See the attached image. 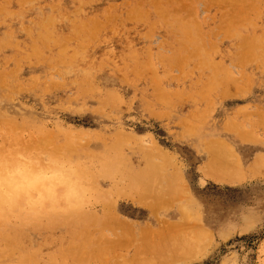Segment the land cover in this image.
<instances>
[{
  "label": "rangeland",
  "instance_id": "obj_1",
  "mask_svg": "<svg viewBox=\"0 0 264 264\" xmlns=\"http://www.w3.org/2000/svg\"><path fill=\"white\" fill-rule=\"evenodd\" d=\"M154 1L0 0V151L29 162L32 188H38L35 181H50L40 183L38 191L25 187L33 191L25 190L32 199L11 209L13 215L0 217V246L4 238L10 240L12 249L26 255L24 264H128L127 253L135 249L145 260L141 256L134 264H264V0H240L242 8L234 5L236 0L231 7L230 0ZM174 7L183 8L180 16ZM189 9L195 14H186ZM242 45H249L250 53ZM211 155L222 156L224 168L243 180L223 184L205 176L213 169L207 164ZM254 159L259 160L252 169ZM103 192L108 197L100 198ZM151 200H159L161 208L152 210ZM113 215L120 226L133 229V242L116 245L118 222L114 230L99 226L101 217ZM143 228L162 232L143 237ZM157 232L166 234L156 238ZM145 237L160 244H147ZM147 245L151 249H141Z\"/></svg>",
  "mask_w": 264,
  "mask_h": 264
},
{
  "label": "bare ground",
  "instance_id": "obj_2",
  "mask_svg": "<svg viewBox=\"0 0 264 264\" xmlns=\"http://www.w3.org/2000/svg\"><path fill=\"white\" fill-rule=\"evenodd\" d=\"M9 1V0H8ZM16 1V0H15ZM25 1V0H24ZM31 1V0H30ZM52 1V0H51ZM60 1V0H59ZM214 1H216V0H214ZM219 1V0H218ZM226 1V0H225ZM233 1H235V0H233ZM243 1V0H242ZM249 1V0H248ZM253 1V0H252ZM255 1V0H254ZM261 1V0H260ZM260 1H258V2H260ZM79 2V1H78ZM155 3H156V0L154 1ZM158 2V1H157ZM240 2V0H236L235 1V3H234V5H236L237 7L239 6V7H241L242 8V6L244 7V2H242V6H240V5H238L237 3H239ZM262 2V1H261ZM56 3V2H55ZM74 3V2H73ZM94 3V2H93ZM97 3V2H96ZM160 3V2H159ZM198 3V2H197ZM220 3V2H219ZM9 4V3H8ZM11 4V3H10ZM18 4V3H17ZM53 4V3H52ZM56 4H58V3H56ZM56 4H54V5H56ZM162 4V3H161ZM185 4L187 5L188 3H186L185 2ZM184 4V7L186 8V5ZM190 4V3H189ZM195 4V3H194ZM231 4V0H230V3H229V5ZM247 4V3H246ZM249 4H251V1H250V3ZM253 4V3H252ZM259 4V3H258ZM24 5V4H23ZM54 5H52V6H54ZM155 5V4H154ZM198 5V4H197ZM233 5V3L230 5V7ZM20 6V5H19ZM42 6V5H41ZM78 6V5H77ZM133 6V5H132ZM136 6V5H135ZM163 6H165V5H163ZM180 6H182V5H180ZM190 6H191V4H190ZM222 6V5H221ZM235 6V7H236ZM248 6H251V5H248ZM248 6H246L245 5V7H247V8H249ZM258 6V5H257ZM7 7V6H6ZM154 7V6H153ZM156 7V6H155ZM183 7V6H182ZM183 7V8H184ZM234 7V6H233ZM238 7V8H239ZM80 8V7H79ZM79 8H77V9H79ZM82 8V7H81ZM182 8V9H183ZM184 8V9H185ZM191 8V7H190ZM193 8H195V6L193 7ZM192 8V9H193ZM238 8H237V12H239L238 11ZM247 8L245 9V10H247ZM256 8V7H255ZM258 8V7H257ZM259 8H261V7H259ZM31 9H33V7L31 8ZM48 9H50V8H48ZM52 9V8H51ZM55 9V8H54ZM73 9V8H72ZM104 9V8H103ZM143 9V8H142ZM155 10H156V8H154ZM180 10H182L181 8H179ZM179 9H177L176 10V7H174V11H178V12H175V13H179L180 11H179ZM197 9V8H196ZM234 9V8H233ZM236 9V8H235ZM252 9H253V6H252ZM252 9L250 10L249 9V11H252ZM262 9V8H261ZM3 10V9H2ZM40 10V9H39ZM74 10V9H73ZM141 10V9H140ZM152 10V9H151ZM195 10V9H194ZM240 10V9H239ZM242 10H244V8L242 9ZM7 11H9V10H7ZM41 11V10H40ZM48 11V10H47ZM72 11V10H71ZM70 11V12H71ZM78 11V10H77ZM130 11H132V10H130ZM164 11V10H163ZM169 11V10H168ZM187 11H190V9L189 10H187ZM185 12L186 14L187 13H189L188 15L189 16H191L192 14H195V13H192V10L190 11V12ZM216 11V10H215ZM234 11V10H233ZM236 11H234V12H236ZM254 11V10H253ZM255 11H256V9H255ZM170 12V11H169ZM194 12V11H193ZM241 13L243 12V11H240ZM239 12V13H240ZM12 13V12H11ZM15 13V12H14ZM21 13V12H20ZM40 13V12H39ZM58 13V12H57ZM74 13V12H73ZM159 13H161V12H159ZM173 13V12H172ZM175 13H173V14H175ZM248 13H250V12H248ZM247 13V14H248ZM259 13V12H258ZM47 14V13H46ZM45 14V15H46ZM52 14H54V13H52ZM77 14V13H76ZM147 14H148V12H147ZM156 14V13H155ZM246 14V11H245V13L244 14H242L243 16ZM9 15V14H8ZM22 15V14H21ZM34 14H32V16H33ZM41 15H43V13L41 14ZM44 15V16H45ZM64 15V14H63ZM136 15V14H135ZM159 15V14H158ZM179 15V14H178ZM232 15V14H231ZM231 15H229V19H231V18H233ZM236 15H238V16H240V14H237V13H235V17H236ZM241 15V17L239 18V20H241L242 21V19H243V16ZM254 15V14H253ZM39 16V15H38ZM90 16V15H89ZM180 16V15H179ZM185 16V15H184ZM187 16V15H186ZM194 16V15H193ZM196 16V15H195ZM194 16V17H195ZM231 16V17H230ZM246 16V15H245ZM248 16V15H247ZM247 16H246V19H247ZM21 17V16H20ZM53 17V16H52ZM64 17V16H63ZM65 17H67V16H65ZM69 17V16H68ZM80 17V16H79ZM129 17V16H128ZM127 17V18H128ZM141 17V16H140ZM153 17V16H152ZM188 17V16H187ZM37 18V17H36ZM45 18V17H44ZM54 18V17H53ZM59 18V17H58ZM62 18V17H61ZM73 18V17H72ZM76 18V17H75ZM133 18V17H132ZM157 18V17H156ZM156 18H155V20H156ZM160 18H161V16H160ZM197 18V17H196ZM6 19V18H5ZM78 19V18H77ZM166 19H170V18H166ZM173 19V18H172ZM174 19H175V17H174ZM236 19V18H235ZM251 19V18H250ZM42 20H44L45 21V19H42ZM48 20H49V18H48ZM72 20V19H71ZM83 20V19H82ZM148 20V19H147ZM194 20V19H193ZM228 20V19H227ZM257 20V19H256ZM55 21H57V20H55ZM65 21V20H64ZM70 21V20H69ZM75 21V20H74ZM87 21V20H86ZM124 21H125V19H124ZM128 21H129V19H128ZM130 21H132V20H130ZM174 21V20H173ZM243 21H245V20H243ZM34 22H37V21H35L34 20ZM61 22V21H60ZM59 22V23H60ZM147 22V21H146ZM164 22V21H163ZM233 23L235 22L236 23V21H232ZM231 22V20L229 21V24L230 23H232ZM238 22H240V21H238ZM5 23V22H4ZM17 23V22H16ZM38 23H40V22H38ZM52 23V22H51ZM55 23V22H54ZM54 23H53V25H54ZM58 23V22H57ZM83 23V22H82ZM102 23V22H101ZM168 23V22H167ZM181 23V22H180ZM190 23V22H189ZM198 23V22H197ZM223 23H224V21H223ZM222 23V24H223ZM226 23V22H225ZM6 24V23H5ZM4 24V25H5ZM8 24H11V23H8ZM19 24V23H18ZM36 24V23H35ZM163 24V23H162ZM187 24V23H186ZM52 25V26H53ZM80 25V24H79ZM145 25V24H144ZM167 25V24H166ZM183 25H184V23H183ZM197 25V24H196ZM221 25V24H220ZM10 26V25H9ZM17 26V25H16ZM40 26V25H39ZM50 26V25H49ZM85 26V25H84ZM96 26H98V25H96ZM226 27L228 26L227 24L225 25ZM225 26H224V28H225ZM41 27V26H40ZM39 27V28H40ZM87 27V26H86ZM151 27V26H150ZM167 27V26H166ZM9 28V27H8ZM14 28V27H13ZM21 28H24V27H21ZM96 28V27H95ZM100 28V27H99ZM230 28V30H232L231 29V26L229 27ZM11 29H12V27H11ZM18 29V28H17ZM103 29V28H102ZM177 29V28H176ZM179 29V28H178ZM195 29V28H194ZM9 30V29H8ZM21 30V29H20ZM32 30V29H31ZM30 30V31H31ZM79 30H80V28H79ZM85 30V29H84ZM90 30V29H89ZM96 30V29H95ZM152 30H153V27H152ZM219 31H220V29H218ZM25 31V30H24ZM23 31V32H24ZM36 31V30H35ZM34 31V32H35ZM53 31V30H52ZM92 31V30H91ZM97 31V30H96ZM149 31H150V29H149ZM9 32V31H8ZM22 32V31H21ZM40 32H42V31H40ZM46 32V31H45ZM74 32V31H73ZM83 32V31H82ZM122 32V31H121ZM185 32V31H184ZM188 32V31H187ZM193 32V31H192ZM251 32V31H250ZM7 33V32H6ZM37 33V32H36ZM76 33V32H75ZM74 33V34H75ZM102 33H103V31H102ZM217 33V32H216ZM216 33H214V34H216ZM219 33V32H218ZM2 34H3V32H2ZM1 34V35H2ZM9 35H10V33H8ZM23 34V33H22ZM73 34V33H72ZM91 34V33H90ZM253 34H255V33H253ZM88 35V34H87ZM93 35V34H92ZM98 35V34H97ZM125 35V34H124ZM7 36V35H6ZM36 36V35H35ZM46 36V35H45ZM50 36H51V34H50ZM55 36V35H54ZM70 36V35H69ZM89 36V35H88ZM100 36V35H99ZM119 36V35H118ZM187 36H189V35H187ZM186 36V37H187ZM199 36H201V35H199ZM247 36V35H246ZM2 37V36H1ZM5 37V36H4ZM3 37V38H4ZM10 37V36H9ZM29 37V36H28ZM193 37V36H192ZM240 37H242L241 35H240ZM250 37V36H249ZM13 38V37H12ZM25 38V37H24ZM55 38V37H54ZM106 38V37H105ZM201 38H202V36H201ZM245 38V37H244ZM243 38V39H244ZM251 38H252V36H251ZM253 38H254V35H253ZM33 39V38H32ZM38 39V38H37ZM40 39V38H39ZM43 39V38H42ZM46 39V38H45ZM51 39V38H50ZM98 39H99V37H98ZM247 39V38H246ZM1 40V39H0ZM6 40L8 41L9 39H7L6 38ZM11 40V39H10ZM36 40V39H35ZM107 40V39H106ZM185 40H187V39H185ZM189 40V39H188ZM197 40V39H196ZM19 41V40H18ZM94 41V40H93ZM204 41V40H203ZM240 41H242V40H240ZM248 41V40H247ZM247 41H243L244 42V44L247 42ZM250 41V40H249ZM4 42V41H3ZM16 42V41H15ZM34 42V41H33ZM40 42V41H39ZM44 42V41H43ZM53 42V40L51 39V43ZM65 42H67V41H65ZM80 42V41H79ZM78 42V43H79ZM102 42V41H101ZM185 42H189V41H185ZM208 42V41H207ZM71 43V42H70ZM181 43V42H180ZM195 43V42H194ZM247 43H249V42H247ZM0 44H1V42H0ZM10 44H11V42H10ZM16 44V43H15ZM30 44V43H29ZM41 44V43H40ZM92 44H93V42H92ZM190 44V43H189ZM192 44V43H191ZM2 45H3V43H2ZM78 45V44H77ZM76 45V46H77ZM128 45V44H127ZM203 45V44H202ZM205 45V44H204ZM4 46H7V45H4ZM3 46V47H4ZM13 46V45H12ZM25 46V45H24ZM39 46V45H38ZM40 46H42V45H40ZM87 46V45H86ZM89 46V45H88ZM96 46V45H95ZM244 45H242V48L244 49V47H245V49H244V53L247 55V50L246 49H248V47H249V45H248V47H246V45L243 47ZM252 46V45H251ZM251 46H250V48H251ZM16 47V46H15ZM20 47V46H19ZM63 47H65V46H63ZM84 47V46H83ZM92 47V46H91ZM189 47V46H188ZM260 47V46H259ZM22 48V47H21ZM30 48V47H29ZM126 48H128V47H126ZM192 48V47H191ZM4 49V48H3ZM7 49V48H6ZM11 49V48H10ZM16 49V48H15ZM18 49V48H17ZM74 49V48H73ZM85 49V48H84ZM89 49V48H88ZM94 49V48H93ZM92 49V50H93ZM195 49V48H194ZM260 49V48H259ZM12 50V49H11ZM111 50V49H110ZM245 50H246V52H245ZM27 51V50H26ZM106 51V50H105ZM130 51V50H129ZM128 51V52H129ZM23 52V51H22ZM25 52V51H24ZM31 52V51H30ZM60 52V51H59ZM109 52V51H108ZM107 52V53H108ZM127 52V51H126ZM181 52V51H180ZM183 52H185V51H183ZM262 52V51H261ZM261 52H259V53H261ZM14 53V52H13ZM33 53V52H32ZM65 53V52H64ZM190 53V52H189ZM201 53V52H200ZM248 53H250L249 52V49H248ZM57 55L59 54V53H56ZM55 54V55H56ZM61 54V53H60ZM78 54V53H77ZM80 54V53H79ZM133 54V53H132ZM181 54V53H180ZM245 54H241V55H243V57H245L244 55ZM262 54V53H261ZM4 55V54H3ZM12 55V54H11ZM10 55V56H11ZM65 55V54H64ZM124 55H126V54H124ZM130 55V54H129ZM176 55V54H175ZM223 55V54H222ZM251 55V54H250ZM5 56H6V54H5ZM9 56V57H10ZM27 55H25V56H23V57H26ZM33 56H34V54H33ZM59 56H61V55H59ZM63 56V55H62ZM127 56V55H126ZM132 56V55H131ZM205 56V55H204ZM260 56V55H259ZM12 57H14V56H12ZM38 57V56H37ZM140 57V56H139ZM187 56L185 55V58H186ZM224 57V56H223ZM227 57V56H226ZM252 57V56H251ZM4 58V57H3ZM8 58V57H7ZM21 58V57H20ZM29 58V57H28ZM32 58H34L35 59V57H32ZM40 58V57H39ZM43 58H45V57H43ZM49 58V57H48ZM84 58V57H83ZM91 58V57H90ZM103 58V57H102ZM109 58H111V57H109ZM131 58V57H130ZM172 58V57H171ZM174 58V57H173ZM183 58V57H182ZM221 58V57H220ZM25 59V58H24ZM23 59V60H24ZM56 59V58H55ZM74 59V58H73ZM73 59H71V60H73ZM85 59V58H84ZM87 59V58H86ZM108 59V58H107ZM127 59V58H126ZM141 59V58H140ZM179 59V58H178ZM187 59V58H186ZM234 59V58H233ZM248 59V58H247ZM257 59V58H256ZM1 60H2V58H1ZM21 60V59H20ZM28 60V59H27ZM30 60V59H29ZM38 60V59H37ZM62 60V59H61ZM133 60V59H132ZM183 60V59H182ZM240 60V59H239ZM263 60H264V58H263ZM6 61V60H5ZM4 61V62H5ZM10 61V60H9ZM8 61V62H9ZM12 61V60H11ZM42 61V60H41ZM46 61V60H45ZM74 61V60H73ZM90 61V60H89ZM93 61V60H92ZM125 61V60H124ZM171 61V60H170ZM174 61V60H173ZM242 61V60H241ZM259 61H261V60H259ZM2 62V61H1ZM33 62V61H32ZM40 62V61H39ZM47 62V61H46ZM45 62V63H46ZM53 62H54V60H53ZM60 62V61H59ZM63 62V61H62ZM72 62V61H71ZM77 62H78V60H77ZM80 62H82V60L80 61ZM105 62V61H104ZM176 62V61H175ZM178 62H179V60H178ZM183 62V61H182ZM238 62H240V61H238ZM243 62V61H242ZM68 63V62H67ZM70 63V62H69ZM74 63V62H73ZM84 63V62H83ZM135 63H137V62H135ZM138 63H139V61H138ZM141 63H143L142 61H141ZM145 63V62H144ZM179 63H181V62H179ZM39 64V63H38ZM44 64V63H43ZM61 65H62V63H60ZM170 64V63H169ZM168 64V65H169ZM33 65V64H32ZM40 65V64H39ZM88 65V64H87ZM167 65V66H168ZM220 65H222V64H220ZM15 66V65H14ZM13 66V67H14ZM40 66H42V65H40ZM53 66V65H52ZM69 67H70V65H68ZM86 66V65H85ZM123 66V65H122ZM138 66V65H137ZM20 67H22V66H20ZM33 67V66H32ZM48 67V66H47ZM66 67H67V64H66ZM82 67V66H81ZM94 67V66H93ZM166 67V66H165ZM169 67V66H168ZM221 67V66H220ZM224 67H225V65H224ZM18 68V67H17ZM128 68V67H127ZM230 68V67H229ZM23 69V68H22ZM43 69V68H42ZM166 69H168V68H166ZM165 69V70H166ZM220 69V68H219ZM258 69V68H257ZM95 70V69H94ZM246 70V69H245ZM24 71V70H23ZM74 71H75V69H74ZM127 71V70H126ZM158 71V70H157ZM226 71H228V70H226ZM225 71V72H226ZM251 71V70H250ZM44 72V71H43ZM68 72V71H67ZM94 72V71H93ZM156 72V71H155ZM155 72H154V70H153V73L155 74ZM168 72V71H167ZM230 72V71H229ZM245 72V71H244ZM33 73V72H32ZM36 73V72H35ZM71 73V72H70ZM121 73V72H120ZM132 73V72H131ZM131 73H130V75H131ZM162 73V72H161ZM255 73V72H254ZM41 74H43V73H41ZM73 74V73H72ZM153 74V75H154ZM158 74V73H157ZM164 74V73H163ZM225 74H229V73H225ZM18 75V74H17ZM71 75V74H70ZM96 75V74H95ZM81 76V75H80ZM80 76L78 77V78H80ZM123 76H125V74L123 75ZM227 76V75H226ZM231 76V75H230ZM245 76V75H244ZM249 76V75H248ZM21 77H22V75H21ZM46 77V76H45ZM65 77V76H64ZM76 77V76H75ZM126 77V76H125ZM161 77V76H160ZM241 77L242 76H240V80H241ZM255 77V76H254ZM28 78V77H27ZM35 78H36V76H35ZM66 78V77H65ZM227 78H228V76H227ZM248 78V77H247ZM14 79H16V78H14ZM220 79V78H219ZM224 79V77L222 78V80ZM236 79L237 78H235V80H233L232 78H228V80H232V81H236ZM261 79V78H260ZM18 80H20V79H18ZM25 80H26V77H25ZM227 80V79H226ZM226 80H225V82H226ZM227 80V81H228ZM248 80V79H247ZM246 80V81H247ZM23 81H24V79H23ZM22 81V82H23ZM29 81V80H28ZM52 81V80H51ZM93 81V80H92ZM219 81V80H218ZM68 82V81H67ZM73 82V81H72ZM96 82V81H95ZM98 82V81H97ZM155 82V81H154ZM225 82H223V83H225ZM230 83H231V85L234 83V82H231V81H229ZM237 82V81H236ZM158 83H159V81H158ZM221 83V82H220ZM241 83H243V82H241ZM248 83V82H247ZM228 84V83H227ZM244 84V83H243ZM249 84V83H248ZM221 85V84H220ZM223 85V84H222ZM235 85H237L236 83H235ZM247 85V84H246ZM69 86H70V84H69ZM218 86H219V84H218ZM227 86H229V85H227ZM226 86V87H227ZM234 86V85H233ZM245 86V85H244ZM248 86V85H247ZM33 87V86H32ZM236 89L234 90V88H233V90L234 91H237L238 92V94H241V93H239V91L241 92V88H237L236 86H234ZM18 88V87H17ZM57 88V87H56ZM93 88V87H92ZM225 88V87H224ZM227 88H229V87H227ZM242 88H243V86H242ZM239 89V90H238ZM245 89V88H244ZM243 89V90H244ZM18 90V89H17ZM22 90V89H21ZM156 90H157V88H156ZM230 89H228V91H229ZM242 90V91H243ZM19 91V90H18ZM17 91V92H18ZM29 91V90H28ZM85 91V90H84ZM159 91V90H158ZM161 91V90H160ZM217 91V90H216ZM245 91V90H244ZM11 92H12V90H11ZM25 92V91H24ZM83 92V91H82ZM218 92H219V90H218ZM236 92V93H237ZM249 92V91H248ZM23 93V92H22ZM29 93V92H28ZM90 93V92H89ZM102 93V92H101ZM230 93V92H229ZM228 93V94H229ZM232 93V92H231ZM220 94H224L223 92H220ZM219 94V95H220ZM233 94V93H232ZM235 94V93H234ZM82 95V94H81ZM195 95H197V94H195ZM221 95V96H222ZM236 95V94H235ZM93 96V95H92ZM96 96V95H95ZM227 96V95H226ZM231 96V95H230ZM233 96V95H232ZM16 97V96H15ZM18 97V96H17ZM41 97H43V96H41ZM13 100V99H12ZM42 100V99H41ZM16 101V100H15ZM23 102V101H22ZM101 104V103H100ZM26 105V104H25ZM121 105V104H120ZM22 106V105H21ZM32 107V106H31ZM245 107V106H244ZM16 108V107H15ZM46 108V107H45ZM238 108V107H237ZM18 109V108H17ZM261 110H263V109H261ZM241 112V111H240ZM242 113V112H241ZM257 113V116H258V112H256ZM9 114V113H8ZM11 114V113H10ZM251 114V113H250ZM253 114V113H252ZM40 115V114H39ZM36 116V115H35ZM15 117H16V115H15ZM18 117V116H17ZM24 118V117H23ZM26 118V117H25ZM29 118V117H28ZM40 117H38V119H39ZM257 118H259V116L257 117ZM260 118H261V115H260ZM27 119V118H26ZM262 119H264V117H262ZM33 120V119H32ZM43 120V119H42ZM29 121V120H28ZM31 121V120H30ZM27 122V121H26ZM32 122V121H31ZM234 122V121H233ZM253 122V121H252ZM24 123V122H23ZM29 123V122H28ZM251 122H249V124H250ZM253 123H256V122H253ZM39 124V123H38ZM195 124V123H194ZM8 125V124H7ZM42 125V124H41ZM258 125V124H257ZM197 126V125H196ZM228 126V125H227ZM231 126V125H230ZM229 126V127H230ZM234 126V125H233ZM254 126V125H253ZM256 126V125H255ZM263 126V125H262ZM30 127H31V125H30ZM185 127H186V125H185ZM199 127V126H198ZM235 127H237L236 126V124H235ZM197 128V127H196ZM25 129V128H24ZM44 129V128H43ZM238 129V128H237ZM19 130V129H18ZM36 130V129H35ZM34 130V131H35ZM33 131V130H32ZM33 131V132H34ZM37 132V131H36ZM243 132V131H242ZM242 132H240V133H242ZM245 132V131H244ZM243 132V133H244ZM254 132V131H253ZM245 133H247V132H245ZM20 134V133H19ZM68 134V133H67ZM252 134V133H251ZM15 135V134H14ZM27 135V134H26ZM203 135V134H202ZM50 136V135H49ZM237 136H239V135H237ZM243 136V135H242ZM251 136V135H250ZM46 137V136H45ZM67 137H68V135H67ZM10 138H12V137H10ZM48 138H50V137H48ZM208 138V137H207ZM246 139V138H245ZM251 138H249V140H250ZM73 140V139H72ZM215 140H216V138H215ZM214 140V141H215ZM222 140V139H221ZM213 141V142H214ZM248 141V140H247ZM34 142H36V141H34ZM73 142V141H72ZM243 142V141H242ZM34 144V143H33ZM46 144H47V142H46ZM111 144V143H110ZM210 144V143H209ZM216 144H217V142H216ZM218 144H219V142H218ZM39 145H40V142H39ZM42 145H43V143H42ZM48 145V144H47ZM67 145V144H66ZM65 145V146H66ZM201 145V144H200ZM208 145V144H207ZM212 145V144H211ZM220 145V144H219ZM227 145V144H226ZM19 146V145H18ZM29 146V145H28ZM36 146H38V145H36ZM114 146V145H113ZM128 146V145H127ZM213 146H215V148H217L216 146H218V145H213ZM228 146V145H227ZM10 147V146H9ZM40 147V146H39ZM30 148L33 150V148L30 146ZM112 148H115V147H112ZM117 148V147H116ZM220 148V147H219ZM218 148V150H220ZM226 148V147H225ZM230 148V147H229ZM10 149H11V147H10ZM18 149H19V147H18ZM20 149H21V147H20ZM27 149V148H26ZM55 150H56V148H54ZM223 149V147L221 148V150ZM228 149V148H227ZM32 150H30V151H32ZM34 150H36V149H34ZM60 149L58 148V150L57 151H59ZM220 150V151H221ZM228 150H230V149H228ZM235 150V149H234ZM7 151V150H6ZM9 151V150H8ZM19 151V150H18ZM24 151V150H23ZM22 151V152H23ZM53 151V150H52ZM143 151V150H142ZM154 151V150H153ZM222 151H224V150H222ZM231 151V150H230ZM10 152V151H9ZM16 152H17V150H16ZM20 152V151H19ZM29 153V151H26V153ZM36 152H37V150H36ZM35 152V153H36ZM46 151H44V153H45ZM49 152V151H48ZM12 154H10V153H3V152H1L0 151V217H5V216H9V215H13V213L11 212L14 208H16L15 209V211L17 210V208L18 207H22V206H25V205H27V201H28V197H30L31 199H32V195L30 196V193H32L33 191L32 190H28L27 188L30 186L31 188H32V185H34L33 184V180L31 179V173L29 172V168H28V166L27 165H29L28 163H24L21 159H19V158H17L14 154H13V152H11ZM18 153V152H17ZM43 153V154H44ZM51 153H53V152H51ZM221 153V152H220ZM232 153V152H231ZM19 154H22L21 152L19 153ZM54 154V153H53ZM62 154V153H61ZM151 154V153H150ZM23 155V154H22ZM25 155V154H24ZM55 155V154H54ZM64 155V154H63ZM158 155V154H157ZM217 155V157H218V155H219V153L218 154H216ZM260 155V154H259ZM43 156V155H42ZM53 156V155H52ZM58 156V158H59V153L57 154L56 153V157ZM60 156H62V155H60ZM101 156V155H100ZM221 156V155H220ZM44 157H45V155H44ZM50 157V156H49ZM48 157V158H49ZM102 157H103V155H102ZM149 157V156H148ZM222 157V156H221ZM221 157H219V158H216L214 155H211V156H209V158L207 159V164L209 165H212L213 166V169L212 170H209L208 171V169H207V171L206 172H204V174H205V176L207 175L210 179H212L213 181H215V182H217V183H235V182H238L239 180H243L242 178L240 179H238V177H236V176H234V175H236V174H230L229 172H228V170H227V168H228V166H225L226 168H224V166H223V164H225V163H223L222 164V162H221V160L222 159H224V158H222L221 159ZM229 157V156H228ZM238 157V156H237ZM29 158H30V156H29ZM64 158V157H63ZM158 158V157H157ZM159 158H160V156H159ZM36 159V158H35ZM67 159H68V157H67ZM101 159V158H100ZM104 159V158H103ZM151 159V158H150ZM149 159V160H150ZM238 159V158H237ZM26 160H27V158H26ZM36 160H38V159H36ZM44 160V159H43ZM60 160H62V159H60ZM64 160V159H63ZM69 160H70V157H69ZM98 159H96V161H97ZM152 160V159H151ZM151 160H150V162H151ZM226 161L225 162H231V161H227V159H225ZM236 160V159H235ZM258 160L259 159H254V164H252V169L254 168V166L258 163ZM67 161V160H66ZM109 161V160H108ZM117 161V160H116ZM154 161V160H153ZM262 161H264V160H262ZM45 162V161H44ZM68 162V161H67ZM233 163H234V161H232ZM231 162V163H232ZM240 162V161H239ZM32 163V162H31ZM36 163V162H35ZM41 163V162H40ZM61 163H62V161H61ZM64 163V162H63ZM73 163V162H72ZM98 163V162H97ZM103 163V162H102ZM102 163H101V165H102ZM231 163H228V165L230 164L231 165ZM235 163H238V162H235ZM34 164V163H33ZM108 164V163H107ZM107 164H105V165H107ZM113 164V163H112ZM163 164V163H162ZM39 165V164H38ZM41 165H42V163H41ZM75 165V164H74ZM98 165H99V163H98ZM114 165H115V163H114ZM122 164H119L118 165V167L119 166H121ZM158 165V164H157ZM173 165V164H172ZM226 165V164H225ZM236 165V164H235ZM238 165V164H237ZM78 166V165H77ZM94 166V165H93ZM111 166V165H110ZM110 166H108V167H110ZM164 167H165V165H163ZM167 166H168V164H167ZM206 166V165H205ZM232 166H234L233 164L231 165V167ZM239 166H240V164H239ZM260 166V165H259ZM42 167H43V165H42ZM104 167V166H103ZM158 167H159V165H158ZM160 167H162V165L160 166ZM230 167V168H231ZM256 167V166H255ZM44 168V167H43ZM180 168V167H179ZM233 168V167H232ZM237 168V167H236ZM241 167H238V169H240ZM260 168H262V167H260ZM35 169V168H34ZM33 169V172L34 171H36V170H34ZM42 169V168H41ZM77 169V168H76ZM104 169V168H103ZM109 169V168H108ZM110 169H111V167H110ZM112 169H114V168H112ZM120 169V168H119ZM205 169V168H204ZM233 169H235V167L233 168ZM251 169V170H252ZM263 169V168H262ZM160 170V169H159ZM170 170V169H169ZM77 171H78V169H77ZM164 170L162 169V172H163ZM229 171H231V170H229ZM80 172H81V170H80ZM79 172V174H80V178L81 177H83V175H82V173H80ZM88 172V171H87ZM114 172V171H113ZM117 172V171H116ZM116 172H114V173H116ZM154 171H152V173H153ZM165 172V171H164ZM233 172V171H232ZM237 172V171H236ZM250 172V171H249ZM70 173H71V170H70ZM105 173V172H104ZM150 174L152 177H155V175L156 174ZM155 173V172H154ZM158 174H160V171L159 172H157ZM178 173H179V171H178ZM79 174H77V175H79ZM87 174V173H86ZM110 174H111V171H110ZM131 174V173H130ZM163 174V173H162ZM69 175H71V174H69ZM84 175H85V173H84ZM89 175H91V173L89 174ZM112 175V174H111ZM149 175V179H151V181L153 182V180H152V177ZM165 175H167V176H165ZM164 176H165V178L166 177H168V174L166 173ZM170 175V177H171V174H169ZM173 175H175V176H177L178 174L176 173V174H173ZM172 175V177L171 178H175V176H173ZM181 175V174H180ZM72 176H74V175H72ZM116 176H117V174H116ZM156 176H158L159 177V175H156ZM164 176H163V178H164ZM239 176V175H238ZM131 177V176H130ZM137 177V176H136ZM151 177V178H150ZM77 178H79V176L77 177ZM127 178V177H126ZM129 178V177H128ZM143 178V177H142ZM157 178V177H156ZM163 178H161V179H163ZM41 179V178H40ZM72 179V178H71ZM129 179H131V178H129ZM168 179V178H167ZM181 179H182V177H181ZM133 180H135L134 178L132 179V183H133ZM164 180V179H163ZM166 180V179H165ZM164 180V181H165ZM172 180V179H171ZM175 180H176V178H175ZM180 180V179H179ZM178 179H177V184H178V186H179V183H181L180 181H179ZM38 181V180H37ZM44 181V182H43ZM45 181H46V179H44V180H42V182H43V185H47V184H44L45 183ZM47 181H49V180H47ZM46 181V182H47ZM142 181H143V179H142ZM150 181V180H149ZM169 180H167V182H168ZM173 181V180H172ZM172 181H171V183H172ZM178 181H179V183H178ZM42 182H39V184H38V182H36L35 181V183H37L36 185H38V188L40 187V183H42ZM50 182V181H49ZM147 182V181H146ZM170 182V181H169ZM169 182H168V184H169ZM69 183V182H68ZM91 183V182H90ZM134 183H136V181H134ZM138 183V182H137ZM183 183V182H182ZM182 183L180 184V185H182ZM53 184V183H52ZM57 184V183H56ZM92 184V183H91ZM167 184V183H166ZM177 184H175V185H177ZM130 185H131V183H130ZM151 185V184H150ZM171 185V184H170ZM169 185V187H172V186H170ZM172 185H173V183H172ZM133 186V185H132ZM132 186H129V188L130 187H132ZM153 186V185H152ZM177 186V187H178ZM25 187H27V188H25ZM43 186H41V188H42ZM147 187V186H146ZM180 187H182V186H180ZM36 188V187H35ZM38 188H36V189H34V188H32V189H34L35 191H38L37 189ZM39 189V191L40 190H42L43 191V188L42 189ZM149 188H152V187H149ZM175 188V187H174ZM134 189H135V187H134ZM171 189V188H170ZM25 190H28V192H30L29 194H26V192H25ZM148 190H150V189H147V192L149 193L150 191H148ZM32 191V192H31ZM34 191V192H35ZM40 191L41 193V195L42 194H44L45 192L43 191ZM55 191H57L56 189H55ZM54 191V192H55ZM130 191V190H129ZM58 192V191H57ZM60 193H61V191H59ZM114 192H115V190H114ZM59 193V195H61ZM97 193V192H96ZM104 193V192H103ZM102 193V194H103ZM110 193V192H109ZM122 193V192H121ZM146 193V192H145ZM175 193V192H174ZM183 193V192H182ZM123 194V193H122ZM29 195V196H28ZM57 195H58V193H57ZM95 195V194H94ZM97 195V194H96ZM107 195H108V193H107ZM174 195V194H173ZM101 196H106L105 195V193H104V195H101L100 194V198H101ZM171 196V195H170ZM169 196V197H170ZM44 197V196H43ZM106 197H108V196H106ZM142 197V196H141ZM159 197V196H158ZM183 197V196H182ZM189 197V196H188ZM66 198H67V196H66ZM90 198H92V199H94V196L93 197H90ZM144 198H146V197H142V198H140L139 200L140 201H143V202H146L147 200H144ZM74 199H75V197H74ZM91 199V200H92ZM107 200H108V198H106ZM29 201H30V199H29ZM67 201H69V200H67ZM103 201H105V200H103ZM152 201V200H151ZM149 201V205H150V207H151V209L152 210H154V208L157 206V207H159L158 205L159 204H161L160 203V201L159 200H157V203H158V201H159V204H157L156 203V201ZM165 201V200H164ZM172 201V200H171ZM72 202L74 203V204H77V202H75V201H73L72 200ZM163 202V201H162ZM59 203H61V202H59ZM108 203H109V200H108ZM71 205V204H70ZM38 206V205H37ZM108 206V205H107ZM161 206H162V204H161ZM161 206L159 207V209L161 208ZM13 207V208H12ZM44 207V206H43ZM110 207V206H109ZM108 207V208H109ZM157 207H156V209H157ZM164 207V206H163ZM10 208V209H9ZM33 208V207H32ZM168 208V207H167ZM181 208V207H180ZM12 209V210H11ZM35 209H37V207L35 206ZM41 209H42V207H41ZM43 209H45V208H43ZM110 209V208H109ZM108 209V210H109ZM190 210V209H189ZM183 211V210H182ZM198 211V210H197ZM114 212V211H113ZM22 213V212H21ZM32 213V212H31ZM185 213V212H184ZM191 214V213H190ZM93 215V214H92ZM18 216V215H17ZM96 216V215H95ZM94 216V217H95ZM14 217H16L15 216V214H14ZM19 217H21V216H19ZM108 217V216H107ZM107 217H101L102 219H100V221H99V226L101 227V226H103L105 229H106V225H108V226H110V228L111 227H113V228H115L114 226L116 225V223L118 222V225L119 224H121V221H119V218H116L114 215L113 216H111L109 219L107 218ZM189 217V216H188ZM192 217V216H191ZM99 218V217H98ZM112 221H111V220ZM185 219V218H184ZM98 221V220H97ZM10 222V221H9ZM123 222H125L124 220H123ZM194 222V221H193ZM127 223V222H126ZM171 223V222H170ZM165 224V223H164ZM174 225H177V224H175V222L173 223ZM97 225V226H98ZM128 225V224H127ZM174 225H172V226H174ZM187 225V224H186ZM130 226V225H129ZM129 226H116V228H117V231L119 230L120 231V233H119V237L118 238H112L113 240H115L116 239V242H117V246L118 245H120V244H123V243H128V242H133L134 241V239H133V237L134 236H136L135 235V232L133 231V229L131 228V227H129ZM183 226L184 225H182V227L181 228H179L178 230H180V229H182L183 228ZM198 226V225H197ZM13 227V226H12ZM102 227V228H103ZM171 227V226H170ZM180 227V226H179ZM184 227H186V226H184ZM2 228V227H1ZM0 228V229H1ZM101 228V229H102ZM113 228H111L112 230H114ZM164 228V227H163ZM178 228V227H177ZM177 228H174V227H172L171 228V230L172 229H177ZM203 228V227H202ZM79 229V228H78ZM100 229V230H101ZM104 229V230H105ZM145 229H147L148 231H150L148 228H145ZM194 228H192V230H193ZM99 230V231H100ZM116 230V229H115ZM140 230H142V229H140ZM156 230L157 229H154V231L153 230H151L152 232H156ZM162 230V229H161ZM160 229H159V231L158 232H160L161 231ZM174 230V231H175ZM183 230V229H182ZM186 230V229H185ZM188 230V229H187ZM195 230V229H194ZM75 231H76V229H75ZM107 231V230H106ZM136 231V230H135ZM148 231H144V228H143V231H140L141 232V234L139 233V235H141V236H143V235H146L147 233H149ZM151 231H150V233H151ZM189 231H191L190 229L188 230V232ZM197 231V230H196ZM77 232H78V230H77ZM95 232V231H94ZM105 232V231H104ZM144 234H143V233ZM147 232V233H146ZM157 232V234H155L154 236H156V235H159V237H160V235L162 236V238H163V235L164 234H166V233H164L163 235L162 234H160V233H158ZM162 232V231H161ZM184 232V231H183ZM195 232V231H194ZM193 232V233H194ZM81 233V232H80ZM149 233V234H150ZM175 233V232H174ZM180 233V232H179ZM178 233V234H179ZM118 234V233H117ZM146 235L147 237H150V235ZM187 234H189V233H187ZM198 234V233H197ZM196 234V235H197ZM40 235V234H39ZM80 235V234H79ZM122 235V236H121ZM152 235V234H151ZM169 235V234H168ZM175 235H176V233H175ZM182 236H185V235H183V234H181ZM181 235H180V237H181ZM78 236V235H77ZM86 236H88V235H86ZM115 236V235H114ZM120 236H121V239H120ZM166 236V235H165ZM190 236H192V235H190ZM200 236V235H199ZM206 236V235H205ZM33 237V236H32ZM31 237V238H32ZM79 237H81V235L79 236ZM84 237V236H83ZM112 237H113V235H112ZM115 237H117V235L115 236ZM144 237V236H143ZM143 237H142V239L140 240V241H142L143 240ZM147 237H145L144 239H147ZM158 237V238H159ZM167 237V236H166ZM171 237V236H170ZM173 237V236H172ZM193 237V236H192ZM152 238H154V239H152ZM152 238H150V240L149 239H147V240H144V241H147V244H148V240H149V242L152 240H154L153 242L154 243H156L157 242V239H155V237H152ZM156 238H157V236H156ZM162 238H159V239H162ZM185 238V237H184ZM199 238V237H198ZM197 238V239H198ZM3 239V238H2ZM33 239V238H32ZM31 239V240H32ZM112 239H111V242H112ZM166 239V238H165ZM172 239V238H171ZM186 239V238H185ZM185 239H184V241H185ZM1 240V239H0ZM26 240V239H25ZM164 240V239H163ZM188 240V239H187ZM199 240V239H198ZM201 240V239H200ZM29 241V240H28ZM151 241V242H152ZM173 241H175V240H173ZM3 242H4V244L3 245H1L0 246V264H24V262L26 261V255L25 254H22V252L21 251H16V250H14V249H12L11 248V244H10V240H8V239H3ZM8 244H7V243ZM166 242V241H165ZM180 242V241H179ZM181 242H183V241H181ZM180 242V244H182ZM2 243V242H1ZM23 243V242H22ZM27 244H28V242H27ZM160 243H156V244H154V245H159ZM184 244V243H183ZM21 245V244H20ZM38 245V244H37ZM165 245H166V243H165ZM185 245H187L186 243H185ZM156 246H154L153 248L155 249V247ZM29 247V246H28ZM37 247V246H36ZM39 247H40V245H39ZM134 247V246H133ZM142 247H144V249L146 250V251H148L147 249H151V247L149 248V245H147V247L148 248H145V246H141V249H143ZM167 247V246H166ZM173 247V246H172ZM189 247H190V245H189ZM20 248V247H19ZM18 248V249H19ZM30 248V247H29ZM23 249V248H22ZM25 249V248H24ZM27 249V248H26ZM134 249V248H133ZM132 249V250H133ZM143 249V250H144ZM157 249V248H156ZM177 249V248H176ZM188 249V248H187ZM42 250V249H41ZM131 250V251H132ZM172 250V249H171ZM192 249H190L189 251H191ZM25 251V250H24ZM28 251H30V250H28ZM130 251V252H131ZM137 249H135L133 252H132V254H131V256H129V257H127L128 256V253H127V256H126V258H128V260H130V262H127L128 264H134V263H136V262H141L142 261V259L144 258V260H145V257L143 256V255H139V252L137 253ZM141 251V250H140ZM158 251H160V250H158L157 249V253H158ZM168 251H169V249H168ZM167 251V252H168ZM187 251V250H186ZM21 252V253H20ZM41 252V251H40ZM39 252V253H40ZM104 252V251H103ZM142 252V251H141ZM144 252V251H143ZM150 252H151V250H150ZM150 252H147V253H150ZM181 252V251H180ZM26 253H29V252H27L26 251ZM30 253H34V252H30ZM29 253V254H30ZM38 253V252H37ZM46 253V252H45ZM136 253V254H135ZM144 253H146V252H144ZM182 253H184V252H182ZM42 254H44V253H42ZM150 254H152V252L150 253ZM174 254H175V252H174ZM32 255V254H31ZM139 255V256H138ZM154 255V253L151 255V256H153ZM28 256H30V255H28ZM33 256V255H32ZM106 256V255H105ZM103 257V256H101L104 260H105V258H107V257ZM141 256H143V258L141 257ZM24 257V258H23ZM36 257V256H35ZM147 257H149V254H148V256ZM162 257V256H161ZM160 257V258H161ZM34 258V257H33ZM37 258V257H36ZM102 258H100V259H102ZM153 258V257H152ZM163 258H164V256H163ZM167 258V257H166ZM32 259V258H31ZM38 259V258H37ZM141 259V260H140ZM159 259V258H158ZM25 260V261H24ZM35 260V259H34ZM127 260V261H128ZM136 260V261H135ZM160 260H162V258L160 259ZM122 261V260H121ZM123 261H124V259H123ZM132 261V262H131ZM27 262V261H26ZM120 264V263H119ZM123 264V263H122ZM125 264V263H124Z\"/></svg>",
  "mask_w": 264,
  "mask_h": 264
}]
</instances>
